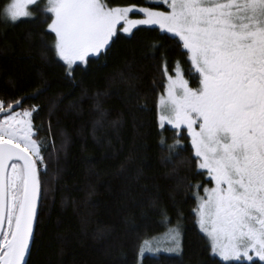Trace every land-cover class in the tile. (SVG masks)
I'll list each match as a JSON object with an SVG mask.
<instances>
[{
	"label": "snow or ice",
	"instance_id": "6c2138e0",
	"mask_svg": "<svg viewBox=\"0 0 264 264\" xmlns=\"http://www.w3.org/2000/svg\"><path fill=\"white\" fill-rule=\"evenodd\" d=\"M152 3L156 7L113 6L112 0H8L0 17L12 23L35 20L34 6L46 24L45 36L54 34L45 47L69 77L74 66L106 53L121 34L134 37L141 26L168 34L190 68L186 75L176 61L169 71L161 57L160 146L170 160L189 150L182 143L189 139L196 174L212 185H189L195 189V224L212 264H264V0ZM133 13L142 18H130ZM20 107V100H0V264H30L42 197L38 165L46 171L33 124L38 109L16 110ZM166 126L175 130L172 144L162 134ZM182 239L178 223L163 242L143 240L138 258L161 250L180 255Z\"/></svg>",
	"mask_w": 264,
	"mask_h": 264
},
{
	"label": "trees",
	"instance_id": "16d2710c",
	"mask_svg": "<svg viewBox=\"0 0 264 264\" xmlns=\"http://www.w3.org/2000/svg\"><path fill=\"white\" fill-rule=\"evenodd\" d=\"M6 3L0 0V9ZM112 3L156 7L148 0ZM32 10L35 20L0 17V100L38 109L33 124L46 164V171L38 165L42 197L30 264H139L140 243L178 223L182 253L146 254L140 264H212L189 187L211 184L196 174L189 139H182L189 150L170 160L160 146L161 57L169 71L180 61L187 75L186 56L168 34L141 26L69 77L45 47L54 34L45 36L46 24ZM167 129L162 134L172 144L175 130Z\"/></svg>",
	"mask_w": 264,
	"mask_h": 264
},
{
	"label": "rangeland",
	"instance_id": "374dc122",
	"mask_svg": "<svg viewBox=\"0 0 264 264\" xmlns=\"http://www.w3.org/2000/svg\"><path fill=\"white\" fill-rule=\"evenodd\" d=\"M148 2H150V3H152V0H148ZM153 4V3H152ZM137 7H150V6H137ZM160 10H163V9H160ZM130 18H133V19H139V18H142V14H137V13H133V14H130ZM79 65V64H78ZM19 111V110H18ZM157 121H158V109H157ZM169 127V126H168ZM189 142H190V140H189ZM212 185H210V186H207V187H211ZM203 194V192L201 193V195ZM168 232V230L164 233V234H162V235H160V236H157V237H155V238H153V239H150V240H152V241H161V242H163L164 240H165V234ZM146 254H148V253H146ZM145 254V255H146ZM158 254H166V255H175V253H170V252H167V251H164V250H161L159 253H156L155 255H158ZM148 255H152V254H148ZM140 259H139V264H140Z\"/></svg>",
	"mask_w": 264,
	"mask_h": 264
},
{
	"label": "water",
	"instance_id": "95a60500",
	"mask_svg": "<svg viewBox=\"0 0 264 264\" xmlns=\"http://www.w3.org/2000/svg\"><path fill=\"white\" fill-rule=\"evenodd\" d=\"M34 228H35V226H34Z\"/></svg>",
	"mask_w": 264,
	"mask_h": 264
}]
</instances>
